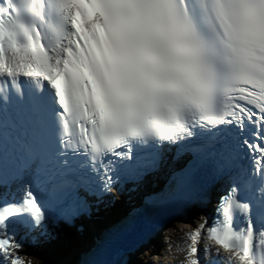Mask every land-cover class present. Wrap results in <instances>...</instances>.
I'll list each match as a JSON object with an SVG mask.
<instances>
[{
  "label": "snow or ice",
  "instance_id": "1",
  "mask_svg": "<svg viewBox=\"0 0 264 264\" xmlns=\"http://www.w3.org/2000/svg\"><path fill=\"white\" fill-rule=\"evenodd\" d=\"M166 149L226 183L185 264H264V0H0V264Z\"/></svg>",
  "mask_w": 264,
  "mask_h": 264
},
{
  "label": "bare ground",
  "instance_id": "2",
  "mask_svg": "<svg viewBox=\"0 0 264 264\" xmlns=\"http://www.w3.org/2000/svg\"><path fill=\"white\" fill-rule=\"evenodd\" d=\"M108 220H111V218L110 217H108ZM109 222V221H108ZM88 227V226H87ZM185 230L187 231V232H189V231H191V227H185ZM74 235L77 237V238H80V236H79V234L78 233H74ZM89 237H90V234L89 233H83L82 235H81V238H82V240H84V241H86L87 242V239H89ZM86 239V240H85ZM77 240L78 239H75L73 242H74V244L77 242ZM61 247L62 248H68V249H70L71 248V244L70 243H66V244H62L61 245ZM76 253H77V251L76 250H74V251H72L71 253H70V255H71V261L70 262H68V263H62V264H76V262L74 261V259H75V257H76Z\"/></svg>",
  "mask_w": 264,
  "mask_h": 264
},
{
  "label": "rangeland",
  "instance_id": "3",
  "mask_svg": "<svg viewBox=\"0 0 264 264\" xmlns=\"http://www.w3.org/2000/svg\"><path fill=\"white\" fill-rule=\"evenodd\" d=\"M43 264H51V262L48 261V259H45V262H42Z\"/></svg>",
  "mask_w": 264,
  "mask_h": 264
}]
</instances>
